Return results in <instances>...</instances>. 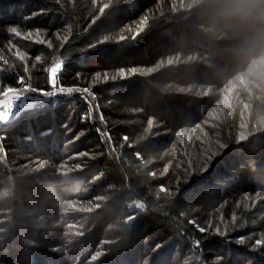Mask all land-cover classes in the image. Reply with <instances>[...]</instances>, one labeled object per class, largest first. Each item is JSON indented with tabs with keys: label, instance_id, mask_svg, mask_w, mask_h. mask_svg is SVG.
<instances>
[{
	"label": "trees",
	"instance_id": "trees-1",
	"mask_svg": "<svg viewBox=\"0 0 264 264\" xmlns=\"http://www.w3.org/2000/svg\"><path fill=\"white\" fill-rule=\"evenodd\" d=\"M250 36L205 0H0L16 65L0 83L24 75L11 39L32 86L48 88L58 57L59 82L95 96L91 119L73 94L0 128V264H264L250 248L264 232V61ZM105 71L115 81L93 84Z\"/></svg>",
	"mask_w": 264,
	"mask_h": 264
},
{
	"label": "snow or ice",
	"instance_id": "snow-or-ice-1",
	"mask_svg": "<svg viewBox=\"0 0 264 264\" xmlns=\"http://www.w3.org/2000/svg\"><path fill=\"white\" fill-rule=\"evenodd\" d=\"M57 3H60V0H56ZM36 13H33L35 16ZM25 19H32V16L25 17ZM70 29L68 33H70ZM7 33L12 36L22 40L30 41L35 44L45 45L47 48L51 49L53 47L52 42L45 38L46 30L42 29H29L27 31L21 30L18 25H11L7 27ZM68 33L63 36L60 35L59 32L54 33L56 39L60 41V46L63 47L64 43L68 40ZM5 48L12 54L16 61H19L20 64L23 65L24 75H16L15 76V85L13 86L9 83H0V125H7L24 113L25 111L30 110H43L50 105L58 103L59 97H72L73 94H79L81 100L89 105L87 118H92V103L89 100V97L95 99L94 94L91 92V86L87 88L77 87V86H68L65 87L59 82V74L62 71L63 61L56 57L54 58V62L51 67L45 69L47 72V85L48 88H38L32 86L30 83L29 77V69H28V61H29V53L13 43V40L9 39ZM42 57L37 55L35 57V61H41ZM35 66V65H33ZM16 65L14 63H10L9 60L5 57L3 50L0 49V74L7 73L9 75H13L15 72ZM77 78H79V74H77ZM116 76H110L107 71L104 73L97 72L93 74L92 82L93 84L103 81L107 82L109 80L115 81ZM84 117H82L83 119ZM103 120V117H101ZM197 129H200L203 132V129L198 124L196 125ZM99 131V129H97ZM106 135V134H105ZM206 135V133H205ZM181 136V132H177V138L179 139ZM78 138V137H77ZM2 139V137H0ZM218 143V147L220 149H224L226 145L224 143ZM0 151H4L2 147H0ZM209 152L211 155L207 157L208 163L203 165V170H207L209 163L211 162L212 157L216 156L218 153L209 148ZM89 155L88 153L81 152L79 153L80 157ZM89 158L92 157L89 155ZM179 166V165H178ZM189 167H191V162L189 163ZM259 195V194H258ZM250 198L248 196L244 197L245 201H248ZM245 209L249 208V204H244ZM237 217L233 215L232 220L235 222ZM188 223H193V221L189 220ZM211 227V225H209ZM242 226V225H241ZM225 230H227V224H225ZM201 233L205 232V228H199ZM216 234L219 236H224L225 231H222L219 226L215 229ZM252 236H241L238 237L236 243L239 245H244L247 241L252 240ZM198 243V242H197ZM159 247V245H157ZM252 251H256L257 249H264V232L259 233V238L254 240V243L250 246ZM217 264H220L219 259L217 260Z\"/></svg>",
	"mask_w": 264,
	"mask_h": 264
},
{
	"label": "clouds",
	"instance_id": "clouds-1",
	"mask_svg": "<svg viewBox=\"0 0 264 264\" xmlns=\"http://www.w3.org/2000/svg\"><path fill=\"white\" fill-rule=\"evenodd\" d=\"M211 19L224 27L246 29L264 61V0H205ZM236 54H241L237 51Z\"/></svg>",
	"mask_w": 264,
	"mask_h": 264
},
{
	"label": "water",
	"instance_id": "water-1",
	"mask_svg": "<svg viewBox=\"0 0 264 264\" xmlns=\"http://www.w3.org/2000/svg\"><path fill=\"white\" fill-rule=\"evenodd\" d=\"M19 116H20V115H19ZM19 116H18V117H19ZM16 118H17V117H16ZM16 118H15V119H16ZM13 120H14V119H13ZM10 122H11V121H10ZM2 126H3V125H0V128H1Z\"/></svg>",
	"mask_w": 264,
	"mask_h": 264
}]
</instances>
